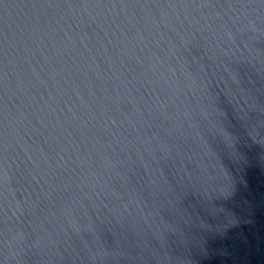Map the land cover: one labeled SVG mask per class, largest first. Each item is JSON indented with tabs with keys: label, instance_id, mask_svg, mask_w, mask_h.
I'll return each mask as SVG.
<instances>
[{
	"label": "water",
	"instance_id": "water-1",
	"mask_svg": "<svg viewBox=\"0 0 264 264\" xmlns=\"http://www.w3.org/2000/svg\"><path fill=\"white\" fill-rule=\"evenodd\" d=\"M0 264H264V0H0Z\"/></svg>",
	"mask_w": 264,
	"mask_h": 264
}]
</instances>
